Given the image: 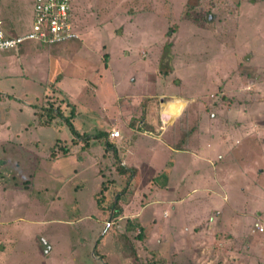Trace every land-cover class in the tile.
<instances>
[{
	"label": "rangeland",
	"instance_id": "obj_1",
	"mask_svg": "<svg viewBox=\"0 0 264 264\" xmlns=\"http://www.w3.org/2000/svg\"><path fill=\"white\" fill-rule=\"evenodd\" d=\"M72 3L78 42L0 51V264H264V0ZM147 132L222 147L182 177Z\"/></svg>",
	"mask_w": 264,
	"mask_h": 264
},
{
	"label": "crops",
	"instance_id": "obj_2",
	"mask_svg": "<svg viewBox=\"0 0 264 264\" xmlns=\"http://www.w3.org/2000/svg\"><path fill=\"white\" fill-rule=\"evenodd\" d=\"M70 2H71L70 3L71 15L73 17L75 16L76 19L80 20L79 17L77 18L78 13H76V11H75V8L73 6L72 0H70ZM31 18H32V13H31V16H30V20H31ZM0 19L3 22V30H4L5 34L8 35V36H15V35L23 34L27 30H29V27H30V24H29L28 27L25 26V22L20 17V15H17L14 18L13 16L6 14V16L1 15ZM78 22H76L77 25H78ZM30 23H31V21H30ZM77 40L78 39H75V42H78ZM37 46H42V45H40L38 43H34V42H29L28 41V43L24 42V43L20 44L17 48L11 49V50L16 51L17 56H20V55H25L26 53H29V52H35L36 51L35 48ZM74 46H76V45H74ZM3 89H7V88H5L3 86V84L0 82V94L2 96L9 97L10 96L9 92H7V91L5 92ZM175 101H177L176 103L182 104V103H184L183 101H185V100L177 99ZM33 113H34V111H33ZM175 116H174V118H175ZM151 117H152L151 113L147 114V116H146V118H149V119ZM158 117H159L160 123L162 122L161 124H163V122L166 121L169 118V116H167V114L166 115H162L161 113H159ZM150 122H151V124L153 126L152 119H150ZM36 124L39 125V126H44V125L38 124L37 122H36ZM50 125H48V126H50ZM255 126L256 125L254 124L252 126L253 128L251 127V129L253 131L252 134H259L261 132V128L257 127V126L255 127ZM7 127H8V125L5 124V121H1L0 122V130L2 129V131H3V128H4V130L6 132ZM156 128L157 127H155V126L153 127L154 130H156ZM248 131L245 133V136H246V134L248 135ZM143 132H145V131H143ZM1 133L2 132H0V134ZM147 133L150 134L149 138H151V140L155 141V142H152L153 146L152 145L146 146L149 149L148 151H150L149 152V156L150 155H155L156 154V149H162L160 146L170 149L171 153L168 155V160L166 162L167 171L165 170V172L169 174L173 169H177V170H180V176H182V177L185 176V175H189V174H192L194 176L198 175L200 177L201 176L200 167H202V166L205 167V165H203L202 162L206 161V162L212 163L213 156L216 154V151L218 150V148L222 147V142H221L222 139L216 138L214 140V142L206 143V145L203 146V147L199 144V146H195V145L187 146L186 145V146H183L181 148L175 149V148L171 147L170 145H168L164 141V139H162V140L160 139L159 142H158L156 136H151L152 135L151 132H147ZM144 135H147V134H144ZM145 143H147L146 140H144L140 144H145ZM156 143H159L160 146H158ZM261 149H262V146H261ZM186 152L188 154H190L191 158H193L194 160H191V158L188 159V157L186 155H184V154H186ZM178 154H183V155H178ZM126 155L129 156L130 158L127 157V159H126L125 157H121L120 165H122V166H125L124 165L125 161L130 162V160L132 158L136 160L135 152L134 153L128 152V154H126ZM216 156H219V158L222 157L220 155H216ZM135 162H140L142 164V161H135ZM140 163H138V165H139V168H138L139 176L150 174L153 171L152 168H150L148 166L143 167L142 166L143 164L141 165ZM246 164H247V162H246ZM258 171H260V169H258ZM259 192L264 195V187L261 186V185H259ZM166 194H168V193H164L165 196H166ZM167 197H168V195L164 199L168 200ZM168 201H172V199H169Z\"/></svg>",
	"mask_w": 264,
	"mask_h": 264
},
{
	"label": "built area",
	"instance_id": "obj_3",
	"mask_svg": "<svg viewBox=\"0 0 264 264\" xmlns=\"http://www.w3.org/2000/svg\"><path fill=\"white\" fill-rule=\"evenodd\" d=\"M31 9L30 27L23 34L6 35L0 19V51L15 49L28 41L48 45L78 38L70 20V0H31ZM109 136L117 137L118 131L112 129Z\"/></svg>",
	"mask_w": 264,
	"mask_h": 264
},
{
	"label": "trees",
	"instance_id": "obj_4",
	"mask_svg": "<svg viewBox=\"0 0 264 264\" xmlns=\"http://www.w3.org/2000/svg\"><path fill=\"white\" fill-rule=\"evenodd\" d=\"M33 106L34 105H32V107ZM49 114L50 113H47V115H49ZM52 120H53V118L48 116V118H46L45 121L41 122L40 120H38L37 123L40 124V125L48 126V125L51 124ZM66 125L68 126V128L70 130H72V126L67 120H66ZM102 135H104V133H101V132L98 133V136H102ZM104 144H105L106 147H109V143L106 140H104ZM181 147H183V146L182 145L176 146V147L174 146L173 148L178 149V148H181ZM115 169L117 170V172L119 174H127V179L128 180L132 177V171L129 170V169L127 170L126 167L120 165V163L117 164ZM128 171H129V173H128ZM116 201H117V196H115V199H113V201L111 202V208H113V212H115L114 206H115ZM100 206H102V205H100ZM147 264H160V263H158L157 261H151V262H147Z\"/></svg>",
	"mask_w": 264,
	"mask_h": 264
}]
</instances>
